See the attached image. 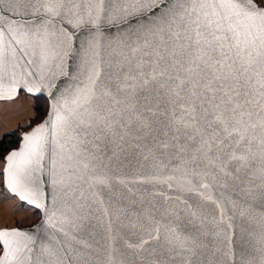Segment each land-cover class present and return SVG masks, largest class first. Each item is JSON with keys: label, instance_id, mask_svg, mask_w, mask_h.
Returning a JSON list of instances; mask_svg holds the SVG:
<instances>
[{"label": "snow or ice", "instance_id": "snow-or-ice-1", "mask_svg": "<svg viewBox=\"0 0 264 264\" xmlns=\"http://www.w3.org/2000/svg\"><path fill=\"white\" fill-rule=\"evenodd\" d=\"M20 92L0 180L40 220L0 264H264V0H0Z\"/></svg>", "mask_w": 264, "mask_h": 264}, {"label": "crops", "instance_id": "crops-1", "mask_svg": "<svg viewBox=\"0 0 264 264\" xmlns=\"http://www.w3.org/2000/svg\"><path fill=\"white\" fill-rule=\"evenodd\" d=\"M27 96H29L27 94ZM17 98V97H16ZM21 99L13 101H0V137L6 133V128L19 121L24 110H29L27 106L23 108ZM3 167V159H0V170ZM34 210L33 207L19 201L7 192L0 180V227L23 226L24 223L15 224L14 218L26 220V215ZM25 226V225H24Z\"/></svg>", "mask_w": 264, "mask_h": 264}, {"label": "rangeland", "instance_id": "rangeland-1", "mask_svg": "<svg viewBox=\"0 0 264 264\" xmlns=\"http://www.w3.org/2000/svg\"><path fill=\"white\" fill-rule=\"evenodd\" d=\"M17 98L21 99L22 103H23V100H25L24 104H22L23 108L25 106H27L29 108V110L28 111L24 110L25 112L22 113L20 120L16 121V123L11 125V126H8L6 128V131L19 138L18 134L21 131L29 128L28 127L29 124L32 125V124L38 122L44 115L41 116V115L37 114V111L35 109V105H39V103H42V100L39 99V100L35 101V98L32 97V95L27 96V94H25L24 92H20V94L17 96ZM45 109H47V106L45 107ZM37 212L38 211L36 209H34L30 213V215L29 214L26 215V220H19L18 218H14V221H12V222H14L15 224H18L19 222L24 223L25 226L30 225V224L34 223L39 218V215L36 214Z\"/></svg>", "mask_w": 264, "mask_h": 264}, {"label": "trees", "instance_id": "trees-1", "mask_svg": "<svg viewBox=\"0 0 264 264\" xmlns=\"http://www.w3.org/2000/svg\"><path fill=\"white\" fill-rule=\"evenodd\" d=\"M35 98V101L42 100V103H39V105H35V109L37 111V114L43 116L47 106V100L42 95H34L32 96ZM7 133V136H5V133L0 137V159H3L4 154L12 147H15L18 142V137L15 135H12L11 133Z\"/></svg>", "mask_w": 264, "mask_h": 264}, {"label": "water", "instance_id": "water-1", "mask_svg": "<svg viewBox=\"0 0 264 264\" xmlns=\"http://www.w3.org/2000/svg\"><path fill=\"white\" fill-rule=\"evenodd\" d=\"M25 94H28V93H26V92H24ZM28 95H32V96H34V95H42V96H44L45 98H46V100H47V109H46V112H45V114H44V116L38 121V122H36V123H34V124H32V126H37L39 123H41V122H43V120H45L46 118H47V114H48V112H49V110H50V104H51V98L47 95V93L46 92H43V93H34V94H28ZM27 131H30V128H27L26 130H23V131H21L20 133H19V139H18V142H17V145L15 146V147H12V148H10L8 151H10V150H14V149H18L19 148V146H20V144L22 143V137H23V135L25 134V132H27ZM8 151L4 154V156H3V160H4V157L8 154ZM3 166H4V164H3ZM2 169H3V167H2ZM3 183V182H2ZM6 189V188H5ZM7 190V189H6ZM18 199V198H17ZM19 200V199H18ZM26 204V203H25ZM30 207H33V206H30ZM34 208V207H33ZM35 209V208H34ZM37 210V209H36ZM38 211V210H37ZM39 220H40V215H39V218L34 222V223H32V224H30V225H26V226H12V227H20V228H22V229H27V228H31V227H34L38 222H39Z\"/></svg>", "mask_w": 264, "mask_h": 264}, {"label": "built area", "instance_id": "built-area-1", "mask_svg": "<svg viewBox=\"0 0 264 264\" xmlns=\"http://www.w3.org/2000/svg\"><path fill=\"white\" fill-rule=\"evenodd\" d=\"M18 136H19V134H18Z\"/></svg>", "mask_w": 264, "mask_h": 264}]
</instances>
